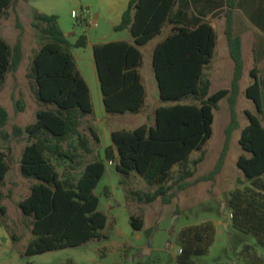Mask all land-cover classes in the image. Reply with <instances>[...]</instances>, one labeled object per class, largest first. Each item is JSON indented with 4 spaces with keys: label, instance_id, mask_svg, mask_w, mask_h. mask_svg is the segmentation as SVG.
I'll list each match as a JSON object with an SVG mask.
<instances>
[{
    "label": "trees",
    "instance_id": "16d2710c",
    "mask_svg": "<svg viewBox=\"0 0 264 264\" xmlns=\"http://www.w3.org/2000/svg\"><path fill=\"white\" fill-rule=\"evenodd\" d=\"M14 1L0 0V19ZM236 3L237 0H227L225 34L234 62L231 88L212 95L211 80L204 72L214 57L216 32L202 19H197L193 28L177 26L181 14L173 11L176 0H130L115 30L129 29L132 42L93 45V60L106 114H136L141 111L145 99L140 74L141 49L156 39L164 27L174 25L171 34L159 41L152 51L159 98L166 105L154 110L153 125L113 130L111 146L105 150L109 161L115 159L120 184L138 175L147 185L157 187L153 194L144 197L136 193L139 201L152 203L162 197L165 204H170L172 187L169 183L175 167L178 168L175 184L180 190L190 186L188 180L204 160L203 154L193 161L191 156L203 151L212 137L214 110L227 97L231 121L226 145L215 171L200 180L214 178L220 172L230 137L240 127L236 106L244 63L241 39L233 33ZM33 26L40 32L42 44L33 56L30 76L44 109L37 111L35 123L25 128L14 127L16 135L27 134L29 140L20 161V172L23 177L35 180L29 196L19 203L21 212L34 218V238L27 246V256L108 239L105 233L108 218L100 209V199L95 193L105 174L104 161L87 162L79 175L74 172L76 166L83 165L84 156L92 153L91 140L81 131L84 118L93 115L90 89L71 52L73 47H86L88 38L82 35L74 44L70 43L54 15L35 14ZM22 58L21 42L11 47L0 37V90L7 75L18 69ZM246 96L255 104L257 113L246 111L249 123L239 139L244 154L237 161L244 179L238 180V186L230 192L226 203L230 216L228 229L234 230L230 233V247L233 246L245 262L260 259L256 248L245 243L246 237H255L256 245L264 248V80L257 79L250 85ZM188 99L199 103H180ZM15 108L18 112L24 111V101L15 100ZM8 119L7 110L0 106V129L7 125ZM89 131L92 140L100 144L97 131L92 126ZM73 137L78 144H66ZM60 162H69L62 173L58 168ZM9 170L7 155L0 152V185ZM2 198L0 191V202ZM0 214H6L2 206ZM131 224L135 231L144 229L140 216H132ZM216 236L217 227L211 221L184 227L175 238L179 248L176 263L198 264L196 259L210 254ZM241 242L243 249L239 251ZM215 264L226 263L217 260Z\"/></svg>",
    "mask_w": 264,
    "mask_h": 264
},
{
    "label": "rangeland",
    "instance_id": "374dc122",
    "mask_svg": "<svg viewBox=\"0 0 264 264\" xmlns=\"http://www.w3.org/2000/svg\"><path fill=\"white\" fill-rule=\"evenodd\" d=\"M98 2L99 0H15L0 19V37L11 47L21 42L23 49V58L18 69L7 75L0 90V106L9 114L7 125L0 129V152L7 155L10 164L5 181L0 185L3 195L0 206L4 207L6 212L4 216L0 214V264H177L176 257L179 254V248L175 243L177 234L186 226L205 221L219 222V233L217 232L210 254L196 259L198 264H215L217 260L226 264H264V248L256 245L255 237L251 235L246 237L245 243L256 248V254L260 259L258 261L249 259L245 262L233 246L230 247L232 238L230 233H234V230L231 227L225 228L230 218L226 207L230 192L238 186L239 179H244L237 161L243 153L239 139L242 130L249 123L246 111L257 113L256 106L246 96L248 81H251L249 71L241 80L236 106L240 127L230 137L220 172L214 178L200 180L215 171L226 145L227 128L231 121L227 97L221 100L214 110L212 137L203 151L194 152L191 156L193 161L203 154L204 160L195 168L193 177L188 180L190 186L180 190L175 184L178 177V168L175 167L169 183L172 187L170 204H165L162 197L152 203L139 201L136 193L144 197L153 194L157 187L147 185L138 175H132L120 184L121 177L116 170V164L111 166L105 155L106 147L111 146L110 129L131 130L143 123L152 125V109L165 104L158 101L159 90L152 68L153 46L146 45L141 49L140 71L148 92L147 109L144 113L114 115L113 119L106 121L109 117L103 107L92 48L96 42L116 41L126 33L110 27L107 18L112 14L107 12V7L103 5L92 6ZM83 10H88L89 15H84ZM73 11L79 14L78 20L72 17ZM35 14L56 16L60 29L71 43H75L82 35L88 38L86 47H73L71 52L78 58L93 104V115L84 118L81 131L82 134L89 136L91 146L100 150L101 159L105 164V174L95 193L100 199V209L108 218L105 231L108 239L92 241L81 247L27 256V246L34 238L32 233L34 218L24 215L19 203L29 196L35 180L23 177L20 172V161L29 140L27 134L16 135L14 127L25 128L35 123L37 111L44 109L37 98L36 86L30 76L33 56L42 44L41 34L33 26ZM217 30L219 55L204 72V76L213 82L210 95L221 89H230L234 73V62L221 51L222 44L226 41L224 28L221 26ZM166 34L167 31L164 35ZM126 36L129 37V33ZM247 58L251 65L250 46ZM15 100L24 101V111L16 110ZM180 103L192 104L199 101L188 99ZM91 126L95 130L98 128L100 144H96L90 137ZM66 144H78V140L73 137ZM68 167L67 162L58 164L61 173ZM75 174L79 175L78 172ZM132 216H140L144 220L142 231L133 229ZM151 241L152 247L150 251H146ZM239 245L242 247L239 248L240 251L243 249L242 242Z\"/></svg>",
    "mask_w": 264,
    "mask_h": 264
},
{
    "label": "crops",
    "instance_id": "0c3cea01",
    "mask_svg": "<svg viewBox=\"0 0 264 264\" xmlns=\"http://www.w3.org/2000/svg\"><path fill=\"white\" fill-rule=\"evenodd\" d=\"M129 3H130V0H99L98 4H95V5L92 4V6L98 7L100 5H103L107 7V12L112 14L111 17L109 16L107 18V21L110 24V27H113L115 29L116 26L120 25L122 21V16L124 12L127 10ZM227 9H228L227 0H176V5L173 9L174 12L181 14V16L178 17L179 21L177 23V26H187V27L193 28L195 21L197 19H202L204 21L209 22L210 25L214 28L216 32V47H215L214 57L212 61L215 60L219 55L218 54L219 44H218V39H217V33H218L217 29L218 27L222 26L224 28L223 33L225 34ZM173 27L174 25H169V26L164 27V29L162 30V33L156 39L150 42L148 45L152 44L154 48V46L159 41L163 40L165 37L171 34ZM123 31L126 34H123L121 37L116 39V41L132 42L130 30L125 29ZM165 31H167L166 35H164ZM128 33H129V37L126 36L128 35ZM233 33L234 35L240 37L241 42H242V58H243V63H244L243 75L249 71L250 76H251V81L250 82L248 81V87L252 85L257 79L259 81H263L264 80V0H237L236 6L234 9V15H233ZM225 37H226V34H225ZM116 41H112V42H116ZM98 43H108V41H99L94 44H98ZM248 46H250V52H251V60H252L251 65L249 64L248 58H247ZM153 48L151 49V51H153ZM221 51H222V54L224 52V54L231 59L227 37H226L225 43L222 44ZM75 59H76L77 67L81 75L84 77L79 67V64H78V58H75ZM140 74H141L143 85L145 88L144 105L140 112L144 113L145 109H147L148 92H147L141 71H140ZM212 83L213 82L211 81V86H212ZM159 100L160 98H158V101ZM171 104L172 103H168V105H171ZM182 104H185V103H182ZM157 107L158 105L152 109V115H153L154 110ZM107 117L109 118L106 119V121L113 119V116L107 115ZM263 123H264V120H263ZM144 124L146 123H143L142 125ZM113 130H114L113 128L110 129V134ZM96 131L99 135V138L101 139V136H100V133L97 127H96ZM74 145H77V144H74ZM91 148H92V153L84 156L83 165L76 166V169L74 170V172L81 173L87 162H91L96 159H101L100 150L98 148L95 149L93 146H91ZM243 154H244V151L241 155ZM115 157L116 155L114 154V158ZM114 160L109 161V164L110 162H113V164H110L111 166L115 165ZM67 164H69V162H67ZM218 223L219 222L215 221L217 232L219 233ZM227 227H228V224H227Z\"/></svg>",
    "mask_w": 264,
    "mask_h": 264
},
{
    "label": "built area",
    "instance_id": "2783aa9c",
    "mask_svg": "<svg viewBox=\"0 0 264 264\" xmlns=\"http://www.w3.org/2000/svg\"><path fill=\"white\" fill-rule=\"evenodd\" d=\"M83 14L84 15H89V11L88 10H83ZM72 17L76 20L79 19V14L75 11L72 12ZM95 26H97V24H95ZM110 164H113V162H110Z\"/></svg>",
    "mask_w": 264,
    "mask_h": 264
},
{
    "label": "water",
    "instance_id": "95a60500",
    "mask_svg": "<svg viewBox=\"0 0 264 264\" xmlns=\"http://www.w3.org/2000/svg\"><path fill=\"white\" fill-rule=\"evenodd\" d=\"M225 228L227 229V225L226 224H225ZM151 247H152V241L149 243V248L146 249V251H150Z\"/></svg>",
    "mask_w": 264,
    "mask_h": 264
}]
</instances>
